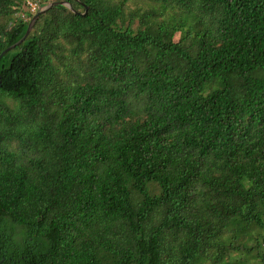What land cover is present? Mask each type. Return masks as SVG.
Instances as JSON below:
<instances>
[{
	"label": "trees",
	"instance_id": "obj_1",
	"mask_svg": "<svg viewBox=\"0 0 264 264\" xmlns=\"http://www.w3.org/2000/svg\"><path fill=\"white\" fill-rule=\"evenodd\" d=\"M49 2L0 60V264H264V0Z\"/></svg>",
	"mask_w": 264,
	"mask_h": 264
},
{
	"label": "built area",
	"instance_id": "obj_2",
	"mask_svg": "<svg viewBox=\"0 0 264 264\" xmlns=\"http://www.w3.org/2000/svg\"><path fill=\"white\" fill-rule=\"evenodd\" d=\"M23 9L27 12L22 13L23 18L29 19L37 12L41 11L49 3V0H24Z\"/></svg>",
	"mask_w": 264,
	"mask_h": 264
},
{
	"label": "water",
	"instance_id": "obj_3",
	"mask_svg": "<svg viewBox=\"0 0 264 264\" xmlns=\"http://www.w3.org/2000/svg\"><path fill=\"white\" fill-rule=\"evenodd\" d=\"M57 3L56 2H51V3H49L44 9H42L41 11H39L38 13H36L34 16H33V18L31 19V21H30V23H29V26H28V28H27V31H26V33H25V35L17 42V43H15V44H13V45H11V46H9V47H7L1 54H0V60H1V58L8 52V51H10L11 49H13V48H15L16 46H18V45H20L26 38H27V36L29 35V33H30V31H31V29H32V27H33V25H34V23H35V21H36V19L39 17V15L42 13V12H44V11H46L47 9H49L50 7H52V6H54V5H56ZM66 5H68L70 8H71V4L70 3H65ZM2 85V79H1V76H0V86Z\"/></svg>",
	"mask_w": 264,
	"mask_h": 264
},
{
	"label": "clouds",
	"instance_id": "obj_4",
	"mask_svg": "<svg viewBox=\"0 0 264 264\" xmlns=\"http://www.w3.org/2000/svg\"><path fill=\"white\" fill-rule=\"evenodd\" d=\"M49 3H50V2H49ZM49 3H48V4H49ZM48 4H47V5H48ZM47 5H46V6H47Z\"/></svg>",
	"mask_w": 264,
	"mask_h": 264
}]
</instances>
